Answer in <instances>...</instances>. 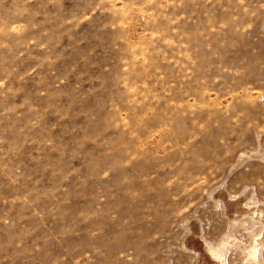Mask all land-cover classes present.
I'll use <instances>...</instances> for the list:
<instances>
[{
    "label": "rangeland",
    "instance_id": "374dc122",
    "mask_svg": "<svg viewBox=\"0 0 264 264\" xmlns=\"http://www.w3.org/2000/svg\"><path fill=\"white\" fill-rule=\"evenodd\" d=\"M260 211L264 0H0V264H264Z\"/></svg>",
    "mask_w": 264,
    "mask_h": 264
},
{
    "label": "bare ground",
    "instance_id": "6f19581e",
    "mask_svg": "<svg viewBox=\"0 0 264 264\" xmlns=\"http://www.w3.org/2000/svg\"><path fill=\"white\" fill-rule=\"evenodd\" d=\"M237 213V212H236ZM238 214V213H237ZM257 214V216H259V217H263L264 216V212H262V211H260V212H258V213H256ZM247 258H252V259H256L257 257H258V253H257V251H256V249L255 248H252V249H250L249 251H248V253H247ZM213 259V258H212ZM214 260V259H213ZM213 263H215V262H213Z\"/></svg>",
    "mask_w": 264,
    "mask_h": 264
}]
</instances>
